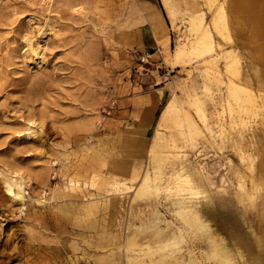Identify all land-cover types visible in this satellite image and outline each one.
I'll return each mask as SVG.
<instances>
[{
	"label": "rangeland",
	"instance_id": "374dc122",
	"mask_svg": "<svg viewBox=\"0 0 264 264\" xmlns=\"http://www.w3.org/2000/svg\"><path fill=\"white\" fill-rule=\"evenodd\" d=\"M248 9L0 0V264H264V27Z\"/></svg>",
	"mask_w": 264,
	"mask_h": 264
},
{
	"label": "crops",
	"instance_id": "0c3cea01",
	"mask_svg": "<svg viewBox=\"0 0 264 264\" xmlns=\"http://www.w3.org/2000/svg\"><path fill=\"white\" fill-rule=\"evenodd\" d=\"M249 2V9H248V20H249V24L251 25V28L253 29V27L260 29L262 28V26L264 27V16H258L257 12H264V3L260 2H264V0H248ZM163 24H164V18L163 16L156 11L155 9V28H158L160 31L163 30ZM150 40V38L148 39ZM157 37L155 35V48L158 47L157 46ZM249 66L251 67V65L249 64ZM261 67H263L262 72L260 73V75L258 76V78L256 77V75H254V85H253V89L254 91H260L262 94H264V60H263V64L260 65ZM250 70H249V87H246V90L242 92V95H240L238 98L241 97H245L247 100L251 101L253 100V96H254V91L251 88L252 85V77L250 74ZM262 141L264 142V131H262V133L260 134ZM263 163H264V159H263ZM261 171L264 173V164H261Z\"/></svg>",
	"mask_w": 264,
	"mask_h": 264
},
{
	"label": "bare ground",
	"instance_id": "6f19581e",
	"mask_svg": "<svg viewBox=\"0 0 264 264\" xmlns=\"http://www.w3.org/2000/svg\"><path fill=\"white\" fill-rule=\"evenodd\" d=\"M197 31H201L202 29V25L200 24H194L193 25ZM182 53V50L180 49L179 52L176 55V58H178ZM238 89L236 88L235 91H237ZM179 176V178H181L178 182V186L180 187L182 182L187 183L189 180L187 179V177H183L181 175H177ZM203 178V177H202ZM201 178V179H202ZM201 184V183H200ZM8 188L7 190L9 191V193L17 200H23L24 197V188H23V183L21 180L15 179V180H10L9 182H7ZM203 186V185H202ZM198 191L194 192L197 193ZM177 205H178V214L182 217L184 223L186 225H189L190 227H196V228H201L203 226L201 220H202V216H203V209H201L200 207L195 206L194 204H188V202L186 201V198H179L177 200ZM24 209V208H23ZM9 255V254H8ZM7 255V256H8ZM11 255H14L11 254ZM10 259V258H9Z\"/></svg>",
	"mask_w": 264,
	"mask_h": 264
}]
</instances>
